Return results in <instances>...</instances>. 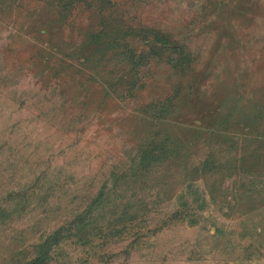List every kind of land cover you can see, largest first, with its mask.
<instances>
[{
    "label": "rangeland",
    "instance_id": "1",
    "mask_svg": "<svg viewBox=\"0 0 264 264\" xmlns=\"http://www.w3.org/2000/svg\"><path fill=\"white\" fill-rule=\"evenodd\" d=\"M0 264H264V0H0Z\"/></svg>",
    "mask_w": 264,
    "mask_h": 264
}]
</instances>
